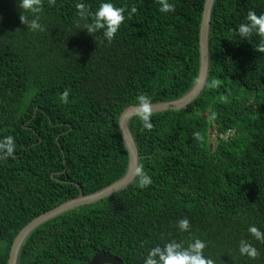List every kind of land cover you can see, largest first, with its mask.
I'll return each mask as SVG.
<instances>
[{
  "label": "trees",
  "instance_id": "1",
  "mask_svg": "<svg viewBox=\"0 0 264 264\" xmlns=\"http://www.w3.org/2000/svg\"><path fill=\"white\" fill-rule=\"evenodd\" d=\"M113 2L138 12L108 44L82 29L76 7L94 12L100 0H44L38 33L23 24L18 0H0V140L17 145L14 158L0 159V264L21 230L78 197L79 185L91 194L126 174L127 107L179 99L197 81L205 0H169V13L158 0ZM249 11L264 15V0H216L205 90L185 109L152 113V130L135 116V181L42 224L19 264H87L100 253L144 264L151 248L195 238L216 264H264V244L248 232L264 230V38L238 35ZM141 171L151 186H139ZM183 219L191 232L180 231ZM241 239L257 259L239 254Z\"/></svg>",
  "mask_w": 264,
  "mask_h": 264
},
{
  "label": "clouds",
  "instance_id": "2",
  "mask_svg": "<svg viewBox=\"0 0 264 264\" xmlns=\"http://www.w3.org/2000/svg\"><path fill=\"white\" fill-rule=\"evenodd\" d=\"M56 2L57 0H48L49 6H55ZM158 2L161 13L175 11V5L170 3L169 0H158ZM18 5L22 10L21 20L28 30L33 33L46 31L45 26L40 22L41 14L44 11V0H18ZM76 7L78 15L85 21L82 29H86L91 36H97V33L102 32L108 44H112L116 40L122 26L138 12L136 6H132L129 11L127 6L118 7L113 0H100L98 8L94 12L84 3H78ZM89 18L91 22H88ZM246 21L238 27V35L242 39L248 40L253 35L264 38V15H257L255 11H249ZM260 50L264 51V40L261 42ZM62 100L64 103H68V91L63 93ZM140 100L143 126L148 130H152L154 125L151 122L152 109L149 99L141 97ZM196 135L197 137L199 136L198 133ZM16 149L17 145L14 137L7 136L0 140V159L14 158ZM139 175V186L141 188H147L153 184L151 176L147 173L141 171ZM178 227L182 232H191V221L189 219L180 220ZM248 232L255 241L264 244V230L252 225L248 228ZM207 247V242L199 238H195L186 247L183 242L171 240L163 246L151 248L144 264H216L214 259L205 255ZM239 254L255 260L259 257L260 251L248 239H241L239 242Z\"/></svg>",
  "mask_w": 264,
  "mask_h": 264
},
{
  "label": "water",
  "instance_id": "3",
  "mask_svg": "<svg viewBox=\"0 0 264 264\" xmlns=\"http://www.w3.org/2000/svg\"><path fill=\"white\" fill-rule=\"evenodd\" d=\"M215 3L216 0H205L200 29L201 64L199 75L195 85L187 94L179 99L150 103L152 113H159L170 110L178 111L181 109H185L192 102H194L205 90L210 73V32ZM141 112L142 105H131L121 113L119 118L120 135L129 155V167L126 174L109 186L91 194H85L82 187L79 185L81 193L78 197L70 199L30 221L16 236L10 250L8 264H19L20 252L25 241L34 230H36L45 222L54 219L74 208L83 205L98 203L99 201L126 189L135 181L140 169L141 155L134 134L131 130L130 122L135 116L141 115ZM87 264L125 263L116 255H113L111 253H100L94 256Z\"/></svg>",
  "mask_w": 264,
  "mask_h": 264
}]
</instances>
